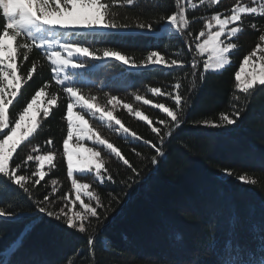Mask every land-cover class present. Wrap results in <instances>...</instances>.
I'll return each instance as SVG.
<instances>
[{
    "label": "snow or ice",
    "instance_id": "obj_1",
    "mask_svg": "<svg viewBox=\"0 0 264 264\" xmlns=\"http://www.w3.org/2000/svg\"><path fill=\"white\" fill-rule=\"evenodd\" d=\"M208 2L218 5L220 0ZM117 4L118 0H0V221L29 219V223L6 246L9 264H29L12 261L11 257L23 248L24 238L34 226L45 220L55 221L54 227L63 232L72 230L86 235L84 247L78 255L86 259L91 257L94 262L96 239L87 235L89 229H98L99 222L108 218L112 205L121 201L115 187L103 195L95 189L106 184H118L123 192L125 188L137 184L146 169L159 170L168 162L165 145L170 143L174 132L184 123L191 94L197 87V78L203 80L209 72H220L232 63L230 56L238 47L233 39L243 31L240 25L245 16L264 19V0H250V3L236 0L229 11L216 10L207 18L193 16L191 21L188 19L189 6L197 10L204 6L205 0H199V5L193 0H175V10L160 15L155 23L162 25L161 34L171 29L179 36L186 51L181 49L168 55L159 49L150 50L137 63L133 57L112 46L97 47L80 38L81 33H87L99 42L108 34L131 27L117 20L114 11ZM119 6L133 8L135 2L119 0ZM201 22V30H188L191 23ZM249 26L259 28L255 22ZM135 27L142 34L155 35L152 21H137ZM259 41L252 51L243 56L239 70L234 73L237 92L229 101L231 110L220 112L217 119L193 120L195 126L219 129L224 134L234 130L230 126H237L246 111L248 98L256 88L264 90V32L259 35ZM34 51L40 59H33ZM204 53H208V58L202 60L201 68L198 57ZM110 60L119 62L128 72L162 68L184 73L175 77V83L170 85L171 91L161 87L148 88L153 96L171 100L170 106L133 93L135 101L151 105L166 118L152 121L143 111L131 103H124L111 90L103 91L106 84L97 85L90 78L99 67L94 61L104 62L101 66H106ZM250 61L252 70L249 72L245 66ZM38 68H46L49 76L29 98L22 100L23 86L33 81ZM185 69H190V72ZM189 75L190 86L182 91V81ZM92 89L103 92V104L97 95L92 94ZM62 104L66 134L59 147L51 137L44 141L46 147L33 145L32 141L42 127L41 120L50 117L53 114L51 109L60 108ZM17 105L20 107L17 108ZM121 105L130 115L148 122L154 137L146 139L131 132L135 141L142 142L140 149H131L138 158L135 163L102 131L104 128L112 129L114 121L118 126L116 130L122 129L127 138L130 129L114 115L117 106ZM144 147L148 149V154L143 152ZM25 149H28L27 154L20 157L19 153ZM109 157H115L123 166L124 173L117 170L114 174L108 168ZM58 159L66 165V177L70 182L68 191L61 189L57 178L48 179L54 175ZM223 173L225 176L234 174L230 168L223 169ZM116 176L121 179L117 181ZM236 178L242 184L254 183L248 181L244 174H238ZM41 188L44 190L41 191ZM8 196L11 198H4ZM20 201L24 202L23 206ZM93 221L97 223L93 225ZM239 222L238 213L233 211L227 220L230 238L217 254L216 264H264V217L258 223L250 222L248 225L253 239L258 240L256 248L233 242ZM176 239H182L179 233ZM68 264H77V261L69 260ZM175 264L185 262L177 261Z\"/></svg>",
    "mask_w": 264,
    "mask_h": 264
},
{
    "label": "trees",
    "instance_id": "obj_2",
    "mask_svg": "<svg viewBox=\"0 0 264 264\" xmlns=\"http://www.w3.org/2000/svg\"><path fill=\"white\" fill-rule=\"evenodd\" d=\"M134 2L133 8L120 7L118 0L114 7L117 20L128 23L131 27L108 34L106 39L99 42L95 37L81 33V40L97 47L112 46L133 57L137 63L150 50L159 49L168 55L181 49L186 51L179 36L171 29L161 34L162 25L155 23L160 15L175 10V0ZM193 2L199 5V0ZM235 2L236 0H220L218 5H212L205 0L204 6L197 10L189 6L188 19L191 21L193 16L207 18L216 10L229 11ZM243 2L250 3V0ZM137 21L154 22L155 35L147 32L142 34L135 27ZM252 22L257 23L259 28L252 29L249 26ZM240 26L243 31L233 39L238 47L230 56L232 63L220 72H209L203 80L197 78V87L191 94L184 123L174 132L170 143L165 145L168 162L159 170L146 169L143 178L131 188H125L123 192L118 184H106L103 188L95 189L103 195L115 187L121 201L112 205V210L107 214L108 218L99 222L98 229H89L87 235L96 239L94 262L91 257L86 259L85 256L78 255L84 247L86 235L72 230L63 232L54 227L55 221L47 220L36 224L27 234L23 248L11 257L12 261L29 264H68L69 260H76L77 264H175L177 261L185 264H216L217 254L230 238L227 220L233 211L240 217L232 237L233 242L256 248L258 240L253 239L248 225L250 222L258 223L264 217V90L255 89L247 100L246 111L237 126H230L234 130L229 133L224 134L222 130L195 126L192 123L196 119H217L220 112L231 110L229 101L232 94L237 92L234 73L239 70L243 56L260 43L259 35L264 32V19L259 16H245ZM202 27V22L191 23L188 30L197 32ZM32 56L33 59H40L35 51ZM198 59L202 68V60L206 56L202 54ZM93 63L99 67L90 78L97 85L106 84L103 91L111 90L124 103H131L133 107L143 111L152 121L166 117L151 105L135 101L133 93L170 106L171 100L153 96L148 88L161 87L171 91L170 85L175 83V77L184 75L183 72H171L162 68L139 71L133 69L128 72L125 66L114 60L108 61L106 66H101L104 64L101 61ZM184 71L190 72V69ZM48 76L46 68H38L33 81L23 86L21 99L29 98ZM190 82L189 75L182 81V91H186ZM52 90L55 91V88ZM92 94L98 96L101 104L104 103L102 91L92 89ZM63 108V104L60 108L53 107V114L46 120H41L38 116L42 127L32 141L33 145L46 147L44 141L51 137L57 141L59 147L66 134V122L62 119ZM114 115L130 129L127 138L116 130L118 126L114 122L112 129L104 128L102 131L135 163L138 158L131 149H140L142 142L135 141L131 132L153 139L148 122L130 115L122 105L117 106ZM142 150L148 154L146 147ZM27 152L28 149H25L19 156L23 157ZM107 161L108 168L114 174L117 170L124 173L123 166L115 157H109ZM57 164L54 175L48 179L57 178L61 189L68 191L70 182L66 177V165L59 159ZM225 168L232 169L234 174L225 176ZM238 174L246 175L248 181L254 183L242 184L236 178ZM116 179L119 181L121 177L116 176ZM19 203L21 206L24 204L23 201ZM28 223V218L15 222L0 221V264H9L6 246ZM96 223L93 221V225ZM177 233L182 237L181 240L176 239Z\"/></svg>",
    "mask_w": 264,
    "mask_h": 264
},
{
    "label": "rangeland",
    "instance_id": "obj_3",
    "mask_svg": "<svg viewBox=\"0 0 264 264\" xmlns=\"http://www.w3.org/2000/svg\"><path fill=\"white\" fill-rule=\"evenodd\" d=\"M204 55L206 56V59L208 58V53H204ZM251 61H250V63H249V65H246L245 66V68H246V71H251L252 69H251ZM95 65H96V63H94ZM256 71H257V73L259 72V64H258V62H257V69H256ZM244 78V76H243V74H242V79ZM37 119H38V116H37ZM114 122V121H113ZM119 132L122 134V135H124L123 134V132H122V129L121 130H119ZM125 136V135H124ZM86 146H91L90 144H86ZM47 167V166H46Z\"/></svg>",
    "mask_w": 264,
    "mask_h": 264
}]
</instances>
